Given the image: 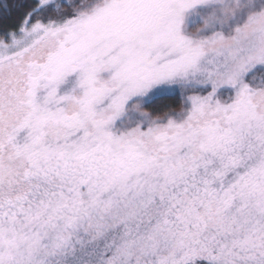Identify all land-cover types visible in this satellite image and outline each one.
<instances>
[{"label": "snow or ice", "instance_id": "1", "mask_svg": "<svg viewBox=\"0 0 264 264\" xmlns=\"http://www.w3.org/2000/svg\"><path fill=\"white\" fill-rule=\"evenodd\" d=\"M0 264H264V0H0Z\"/></svg>", "mask_w": 264, "mask_h": 264}]
</instances>
